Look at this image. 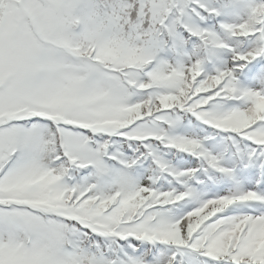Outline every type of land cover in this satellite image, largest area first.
<instances>
[{"label": "snow or ice", "instance_id": "snow-or-ice-1", "mask_svg": "<svg viewBox=\"0 0 264 264\" xmlns=\"http://www.w3.org/2000/svg\"><path fill=\"white\" fill-rule=\"evenodd\" d=\"M0 264H264V0H0Z\"/></svg>", "mask_w": 264, "mask_h": 264}]
</instances>
